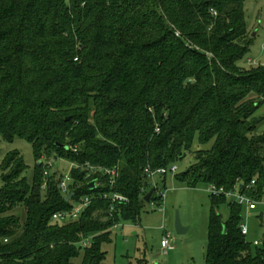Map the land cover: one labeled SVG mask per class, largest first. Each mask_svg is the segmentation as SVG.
I'll use <instances>...</instances> for the list:
<instances>
[{
  "label": "trees",
  "instance_id": "trees-1",
  "mask_svg": "<svg viewBox=\"0 0 264 264\" xmlns=\"http://www.w3.org/2000/svg\"><path fill=\"white\" fill-rule=\"evenodd\" d=\"M243 4L0 0V140L26 141L35 161L31 183L18 152L0 166V264H106L113 227L139 221L144 171L182 160L195 137L212 145L194 152L178 182L242 193L255 181L247 193L262 199L264 132L254 114L264 103V67L239 64L252 42ZM43 159L116 168L118 177L111 189L108 178L72 171L65 202L60 176L43 191ZM94 179L100 186L90 189ZM113 193L128 203L102 199ZM86 197L75 220L52 219ZM209 203L205 264H264V235L254 246L241 233L243 207L225 195Z\"/></svg>",
  "mask_w": 264,
  "mask_h": 264
},
{
  "label": "rangeland",
  "instance_id": "rangeland-1",
  "mask_svg": "<svg viewBox=\"0 0 264 264\" xmlns=\"http://www.w3.org/2000/svg\"><path fill=\"white\" fill-rule=\"evenodd\" d=\"M243 11L252 42L239 64L245 69L264 67V0H244ZM254 117L258 122L257 131L264 132V103L257 109ZM211 145L212 142L201 145L195 137L191 153L173 164L176 173H167L165 177L156 176L150 179L146 193L162 192L161 205L151 206L146 202L137 224L122 222L112 230L111 243L102 246L106 253V264H205L210 211L209 186L199 184L195 188H187L178 182L175 176L195 163L194 152L207 150ZM11 152H18L22 157L27 167L23 177L31 183L35 161L30 144L20 139L12 143L0 140V166ZM57 163L60 169L67 168L63 161ZM234 200L235 195L228 198V201ZM176 213L179 215L181 225L187 228L182 235H177L174 229ZM219 213L222 219L226 220L227 206L221 205ZM260 213V209L249 212L244 207L241 211V222L247 228L246 241L250 244L255 241L260 243L264 235L262 225L264 220H260ZM16 215L24 218L23 210L18 209ZM167 234L170 248L163 254L160 242Z\"/></svg>",
  "mask_w": 264,
  "mask_h": 264
},
{
  "label": "built area",
  "instance_id": "built-area-1",
  "mask_svg": "<svg viewBox=\"0 0 264 264\" xmlns=\"http://www.w3.org/2000/svg\"><path fill=\"white\" fill-rule=\"evenodd\" d=\"M214 14V13H213ZM176 36H178V34H176ZM63 161L66 165L67 168L66 169H60L58 167V163ZM72 171H82V172H86V176H85V180H90L92 176H99L101 178H108V185L109 187L112 189L116 183L117 177H118V172L116 170V168L113 169H104V168H99V167H94V166H90L88 164H84V165H77V164H72V163H68L65 160L59 159V160H47V159H43V183H42V189L43 191L46 189V184H47V178L56 174L57 178H59L60 176V180L58 183V189L60 191V193L63 196H67L68 194L72 193V187L74 186V179L71 176V172ZM167 173H176V167L175 166H170L168 168H160V169H156V170H149L148 168L144 171V175L148 178V179H152L156 176L159 177H163L165 176ZM60 174V175H59ZM94 183V188L99 187L100 183L97 179L91 180L90 183ZM89 183V184H90ZM255 181H252L249 185H247L245 187V192H239L236 188V190L234 192H230V193H224L222 190H217L215 187L213 186H209V191H210V195L212 196H221V195H225L227 198L232 197L233 195H235V200L234 202L241 207H244L246 209V211L249 212H253L255 210H257L258 208L261 209V218L264 220V201L263 200H255L254 198H252L251 196L248 195V191H250L252 189V187L254 186ZM78 186V184H77ZM78 188V187H77ZM154 194V192L152 193V195ZM152 197V196H151ZM156 199H159V201H148V203L151 206H159L161 205L162 201H163V194L162 192H155V196ZM103 200H110L112 204H127L128 203V199L118 193H113L111 195H106L104 194L102 196ZM90 204V199L88 197L84 198L82 200V202L76 204L73 208V212L72 213H58L55 214L52 219L53 220H57V221H66L69 219H73L75 217H77L88 205ZM109 214H111L113 212V206L111 205L110 209L108 210ZM118 226H114L113 228L116 229ZM241 228V233L242 235L246 236L247 235V228L242 224L240 226ZM259 244V242H253L254 246H257ZM87 243H84V246H86ZM160 248L163 254L166 253V250H168L170 248L169 246V234H167L166 236H163L161 242H160Z\"/></svg>",
  "mask_w": 264,
  "mask_h": 264
},
{
  "label": "water",
  "instance_id": "water-1",
  "mask_svg": "<svg viewBox=\"0 0 264 264\" xmlns=\"http://www.w3.org/2000/svg\"><path fill=\"white\" fill-rule=\"evenodd\" d=\"M38 165H40V163H38ZM89 188L90 189H93L94 188V183H90L89 184ZM152 191H150L149 193H147L144 197V201L145 202H148L149 199L151 198L152 196ZM73 197V193H70L68 194L66 197H65V202H69L71 200V198ZM174 229H175V232L177 235H182L184 234L186 231H187V228H184L181 223H180V219H179V215L178 213L175 214V220H174Z\"/></svg>",
  "mask_w": 264,
  "mask_h": 264
},
{
  "label": "crops",
  "instance_id": "crops-1",
  "mask_svg": "<svg viewBox=\"0 0 264 264\" xmlns=\"http://www.w3.org/2000/svg\"><path fill=\"white\" fill-rule=\"evenodd\" d=\"M261 200H263L264 201V199H263V196H262V199ZM259 209V208H258ZM256 211V210H255ZM260 211H261V209H260ZM259 215H261V213L259 214ZM260 220L262 221V218H261V216H260ZM262 225H263V227H264V221L262 222Z\"/></svg>",
  "mask_w": 264,
  "mask_h": 264
}]
</instances>
